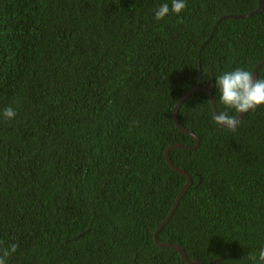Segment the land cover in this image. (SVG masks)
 <instances>
[{
    "label": "trees",
    "instance_id": "1",
    "mask_svg": "<svg viewBox=\"0 0 264 264\" xmlns=\"http://www.w3.org/2000/svg\"><path fill=\"white\" fill-rule=\"evenodd\" d=\"M262 1L200 49L218 18L259 0H185L160 21L171 0H0V254L18 246L6 264H187L153 241L186 183L165 151L194 145L173 108L211 85L217 112L239 114L215 79L264 61ZM177 117L199 145L169 152L192 183L159 241L202 264H253L264 247V105L234 132L201 92Z\"/></svg>",
    "mask_w": 264,
    "mask_h": 264
},
{
    "label": "clouds",
    "instance_id": "2",
    "mask_svg": "<svg viewBox=\"0 0 264 264\" xmlns=\"http://www.w3.org/2000/svg\"><path fill=\"white\" fill-rule=\"evenodd\" d=\"M185 8V0H171V7L168 3L162 4L155 11L154 19L160 21L169 12L179 16ZM215 87L220 93V103L226 108L234 109L236 113H248L250 110L264 105V79L254 78L253 73L244 68H237L218 76L215 79ZM16 114V111L10 106L5 108L2 113L6 120L13 119ZM213 119L217 126L232 132L237 129L239 124L237 116L229 115L228 112H217ZM17 247L16 244H12L10 248L3 250L0 254V264H6V258L15 253ZM248 259L253 264H264V247L259 250L258 254L250 253Z\"/></svg>",
    "mask_w": 264,
    "mask_h": 264
},
{
    "label": "water",
    "instance_id": "3",
    "mask_svg": "<svg viewBox=\"0 0 264 264\" xmlns=\"http://www.w3.org/2000/svg\"><path fill=\"white\" fill-rule=\"evenodd\" d=\"M263 8V1L262 0H259V5L257 7L256 10L250 12V13H247V14H242V15H224L220 18H218L214 24H213V27L209 33V36L208 38L202 43V45L200 46V49L203 48V46L205 44H207L210 39L212 38L215 30H216V27L217 25L219 24V22H221L222 20H225V19H245V18H248V17H251L252 15L254 14H257L259 13ZM200 55V53H199ZM264 64V61L256 64L253 68V76L254 78H256V70L262 66ZM198 65L200 67V60L198 61ZM211 85H209L208 87H201L199 84H197L193 89H191L190 91H188L186 94H184L175 104L174 108H173V112H172V117H173V121L175 123V125L181 130L183 131L184 133H186L187 135H189L190 137H192L194 139V145L192 147H186L184 146L183 144H175V145H172L170 147H168L165 151V160L167 162V164L171 167V169H173L176 173L182 175L183 177H185L186 179V183L185 185L181 188V190L179 191V193L177 194L175 200H174V203L168 213V215L165 217V219L162 221V223L156 227V229L154 230V233H153V241L156 243L157 246L159 247H163V248H171V249H174L178 254L179 256L181 257V259L187 263V264H202L198 258L196 257H193L192 259H190L186 252L182 249V247H180L179 245L177 244H174V243H164V242H160L158 237H157V234L159 233V231L167 224V222L170 220L171 216L173 215L174 211L176 210L181 198L183 197L185 191L188 189V187L191 185L192 183V180H191V177L182 169H180L179 167H177L173 162L172 160L170 159L169 157V152L171 149L173 148H178V149H181V150H195L198 145H199V140L197 138L196 135H194L193 133H191L190 131L184 129L178 122V117H177V114H178V111H179V108L180 106L183 104V102L191 95H193L194 93L196 92H201V93H204L207 97V99L209 100L210 102V105H211V109H212V113H213V117L215 116V114L217 113V110H216V106H215V102L213 100V97H212V94H211ZM246 115V113L244 114H238L237 115V121H240L244 116ZM218 261V259L216 260H213V261H210L208 264H215L216 262Z\"/></svg>",
    "mask_w": 264,
    "mask_h": 264
}]
</instances>
